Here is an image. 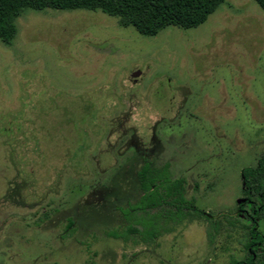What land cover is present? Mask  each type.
Masks as SVG:
<instances>
[{"label":"rangeland","instance_id":"rangeland-1","mask_svg":"<svg viewBox=\"0 0 264 264\" xmlns=\"http://www.w3.org/2000/svg\"><path fill=\"white\" fill-rule=\"evenodd\" d=\"M15 24L0 41V264L246 259L241 170L264 151V10L225 0L196 27L152 36L85 9H26ZM144 159L184 179L200 216L162 219L172 230L149 242L113 238ZM257 226L264 235V213Z\"/></svg>","mask_w":264,"mask_h":264},{"label":"trees","instance_id":"trees-1","mask_svg":"<svg viewBox=\"0 0 264 264\" xmlns=\"http://www.w3.org/2000/svg\"><path fill=\"white\" fill-rule=\"evenodd\" d=\"M225 0H0V41L10 45L17 33L15 21L26 9L43 10L85 9L101 11L116 18L119 26H132L140 34L152 36L167 26L196 27L203 23ZM264 10V0H254ZM244 199L250 204L249 240L245 243L246 259L231 257L229 264H264V257L255 260L256 248L264 241L257 228L258 218L264 213V151L255 166L241 170ZM140 195L136 202L122 209L127 224L122 229L108 232L113 238L127 240L137 234L149 242L160 234L161 220L178 224L200 216L192 211V202L184 192V179H171L166 165L158 168L144 159L137 170ZM261 199V203L257 200ZM192 200V199H191ZM192 207V208H191ZM239 211L243 205H238ZM72 221H69V225ZM215 224V223H214ZM216 225V224H215ZM216 228V226H215ZM163 229H170L163 228ZM134 242L138 240L134 239Z\"/></svg>","mask_w":264,"mask_h":264}]
</instances>
